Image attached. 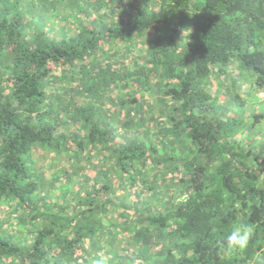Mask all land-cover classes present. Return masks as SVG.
Instances as JSON below:
<instances>
[{"label":"trees","instance_id":"16d2710c","mask_svg":"<svg viewBox=\"0 0 264 264\" xmlns=\"http://www.w3.org/2000/svg\"><path fill=\"white\" fill-rule=\"evenodd\" d=\"M262 91L264 0H0V264H255Z\"/></svg>","mask_w":264,"mask_h":264},{"label":"clouds","instance_id":"9594fccd","mask_svg":"<svg viewBox=\"0 0 264 264\" xmlns=\"http://www.w3.org/2000/svg\"><path fill=\"white\" fill-rule=\"evenodd\" d=\"M254 235V229L251 225L241 224L234 227L221 242L227 250L242 251L248 248ZM255 264H264V256L259 253L255 256ZM95 264H104L103 259H97Z\"/></svg>","mask_w":264,"mask_h":264},{"label":"rangeland","instance_id":"374dc122","mask_svg":"<svg viewBox=\"0 0 264 264\" xmlns=\"http://www.w3.org/2000/svg\"><path fill=\"white\" fill-rule=\"evenodd\" d=\"M110 16H112V14H110ZM109 47V45H107L105 47V49H107ZM108 51L104 52L103 54L106 55ZM106 53V54H105ZM240 73L239 74H235L236 75V80H237V85H239V82L242 81L243 83V86L241 85V89H239V91H244L243 92H246V91H249V88L250 85H251V81L254 82V77H252L250 74H249V71L246 69V68H242V69H239L238 70ZM228 81V79H227ZM236 85L237 88H233V90H237L238 89V86ZM255 87V86H254ZM256 88V87H255ZM258 100H255L253 101V104L256 105L257 108H260L261 107V104H260V101L264 100V91H262L261 93H259V96L257 97ZM258 101V102H257ZM259 104V105H258ZM264 109V108H263ZM264 112V110H263ZM253 130L254 132H259L260 134H262V137L264 138V119L261 120L260 123L256 124L255 127H253ZM245 133L247 134L246 137H247V140H253L254 139V134L252 130H248L246 129L245 130ZM256 137V135H255ZM257 140V137L255 138ZM262 141V139H258V142L259 141ZM41 152H39L38 150L35 152V158H38L39 155H40ZM37 156V157H36ZM49 158H51V156L49 155ZM39 162H41V160H39ZM48 162V161H47ZM47 162H43V164H47ZM38 163V162H37ZM112 213V212H111Z\"/></svg>","mask_w":264,"mask_h":264}]
</instances>
